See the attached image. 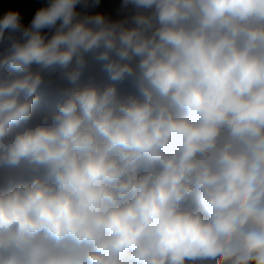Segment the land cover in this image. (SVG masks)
Returning a JSON list of instances; mask_svg holds the SVG:
<instances>
[{
  "label": "clouds",
  "instance_id": "obj_1",
  "mask_svg": "<svg viewBox=\"0 0 264 264\" xmlns=\"http://www.w3.org/2000/svg\"><path fill=\"white\" fill-rule=\"evenodd\" d=\"M0 264H264V0H0Z\"/></svg>",
  "mask_w": 264,
  "mask_h": 264
},
{
  "label": "trees",
  "instance_id": "obj_2",
  "mask_svg": "<svg viewBox=\"0 0 264 264\" xmlns=\"http://www.w3.org/2000/svg\"><path fill=\"white\" fill-rule=\"evenodd\" d=\"M13 4L16 7H20L22 11L31 13L36 6V0H13Z\"/></svg>",
  "mask_w": 264,
  "mask_h": 264
}]
</instances>
